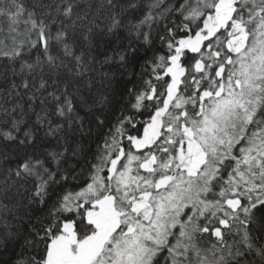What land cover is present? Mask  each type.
I'll use <instances>...</instances> for the list:
<instances>
[{
    "label": "snow or ice",
    "instance_id": "obj_1",
    "mask_svg": "<svg viewBox=\"0 0 264 264\" xmlns=\"http://www.w3.org/2000/svg\"><path fill=\"white\" fill-rule=\"evenodd\" d=\"M5 254L264 264V0H0Z\"/></svg>",
    "mask_w": 264,
    "mask_h": 264
},
{
    "label": "trees",
    "instance_id": "obj_2",
    "mask_svg": "<svg viewBox=\"0 0 264 264\" xmlns=\"http://www.w3.org/2000/svg\"><path fill=\"white\" fill-rule=\"evenodd\" d=\"M86 47V45H85ZM98 59L102 60L103 57H98ZM93 68H94V71L91 72L89 74V76L91 77L92 81H93V87L91 89V92L94 94L97 89H100L102 87V84H101V81H102V74L104 72H114L115 70L111 67H108V66H102L101 64L97 63L95 65H93ZM135 71L139 72L140 71V68H139V65L136 66L135 68ZM89 77H85L83 81H81V84L83 85V93L84 95H88V88H87V80H88ZM116 80H127L129 79L128 77V74L125 73L123 77L120 76L119 73H116V77H115ZM115 86V85H113ZM131 85H129L130 87ZM37 110H39V106H37ZM83 111L81 112V115H83ZM26 119L29 120V122H34L35 121V115L33 113H29V116L26 117ZM105 131H107V128H105ZM44 134V131L41 130L39 135L43 136ZM49 139H52V138H49ZM83 145L85 146V151L87 152V149L88 147L90 146L91 147V152L90 153H87V154H81V156H77V157H73L71 158L70 160V164L69 166L70 167H75L77 172L80 171V168L81 166H83L85 164V161L89 160L90 156L94 155L95 153V149H96V143H93L92 141L96 139V131L95 129L93 130V134H92V137L89 138L87 136H83V137H80ZM97 142H102V139L100 141H97ZM52 143H55V140H52ZM4 167H7V165H4ZM86 174V173H85ZM75 183L74 181L71 180V178H69V186L71 184ZM9 219H11V217H9ZM13 223H15L13 221ZM11 259H14V257L11 256V254H5V255H0V264H5V261H8L9 264H10V260Z\"/></svg>",
    "mask_w": 264,
    "mask_h": 264
}]
</instances>
